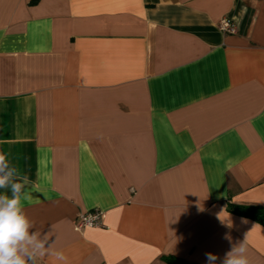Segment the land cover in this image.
<instances>
[{
  "label": "crops",
  "instance_id": "obj_1",
  "mask_svg": "<svg viewBox=\"0 0 264 264\" xmlns=\"http://www.w3.org/2000/svg\"><path fill=\"white\" fill-rule=\"evenodd\" d=\"M0 154L68 264H264V0H0Z\"/></svg>",
  "mask_w": 264,
  "mask_h": 264
},
{
  "label": "clouds",
  "instance_id": "obj_2",
  "mask_svg": "<svg viewBox=\"0 0 264 264\" xmlns=\"http://www.w3.org/2000/svg\"><path fill=\"white\" fill-rule=\"evenodd\" d=\"M26 185L27 178L22 180L6 156L0 154V189L5 190L0 193V264H35L38 257L45 256L68 264L64 253L53 249L47 235L32 230L33 224L22 205ZM225 238L231 241V237ZM205 257L207 264H216V255L206 253ZM223 264H249L247 234L243 241L232 245L225 254Z\"/></svg>",
  "mask_w": 264,
  "mask_h": 264
},
{
  "label": "trees",
  "instance_id": "obj_3",
  "mask_svg": "<svg viewBox=\"0 0 264 264\" xmlns=\"http://www.w3.org/2000/svg\"><path fill=\"white\" fill-rule=\"evenodd\" d=\"M228 210L234 214L250 218L264 225V206L233 205L228 203ZM161 259L165 264H196L174 255H164Z\"/></svg>",
  "mask_w": 264,
  "mask_h": 264
},
{
  "label": "built area",
  "instance_id": "obj_4",
  "mask_svg": "<svg viewBox=\"0 0 264 264\" xmlns=\"http://www.w3.org/2000/svg\"><path fill=\"white\" fill-rule=\"evenodd\" d=\"M218 28L223 32H235V27L228 19H221L218 22ZM104 213L99 209H92L79 215L75 222L74 229L82 231L88 227H104Z\"/></svg>",
  "mask_w": 264,
  "mask_h": 264
}]
</instances>
